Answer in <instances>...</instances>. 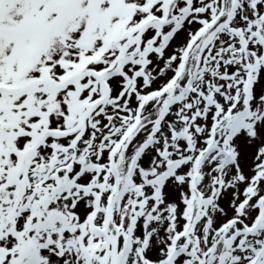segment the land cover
<instances>
[{"label":"snow or ice","instance_id":"obj_1","mask_svg":"<svg viewBox=\"0 0 264 264\" xmlns=\"http://www.w3.org/2000/svg\"><path fill=\"white\" fill-rule=\"evenodd\" d=\"M0 264H264V0H0Z\"/></svg>","mask_w":264,"mask_h":264}]
</instances>
